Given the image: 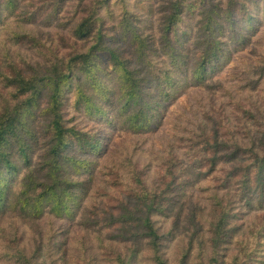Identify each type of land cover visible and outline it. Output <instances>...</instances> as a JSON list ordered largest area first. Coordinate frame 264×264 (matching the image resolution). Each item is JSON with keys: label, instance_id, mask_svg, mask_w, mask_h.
Segmentation results:
<instances>
[{"label": "trees", "instance_id": "obj_1", "mask_svg": "<svg viewBox=\"0 0 264 264\" xmlns=\"http://www.w3.org/2000/svg\"><path fill=\"white\" fill-rule=\"evenodd\" d=\"M0 264H264V0H0Z\"/></svg>", "mask_w": 264, "mask_h": 264}]
</instances>
